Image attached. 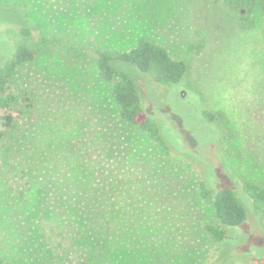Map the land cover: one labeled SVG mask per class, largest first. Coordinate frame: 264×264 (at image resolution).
<instances>
[{"label": "rangeland", "instance_id": "obj_1", "mask_svg": "<svg viewBox=\"0 0 264 264\" xmlns=\"http://www.w3.org/2000/svg\"><path fill=\"white\" fill-rule=\"evenodd\" d=\"M240 19L221 0H0V67L33 41L22 28L56 39L51 57L22 71L35 109L21 122L13 168H0V256L10 264L264 262V221L240 186L241 176L264 185V99L252 89L264 52L255 34L238 30ZM140 39L188 65L170 87L119 65L172 158L120 122L88 60L63 53L68 45L87 57L128 51ZM202 179L214 193L233 188L249 214L221 244L204 231L214 214L198 195ZM72 229L75 243L66 240ZM60 240L70 247L55 254Z\"/></svg>", "mask_w": 264, "mask_h": 264}, {"label": "trees", "instance_id": "obj_2", "mask_svg": "<svg viewBox=\"0 0 264 264\" xmlns=\"http://www.w3.org/2000/svg\"><path fill=\"white\" fill-rule=\"evenodd\" d=\"M221 3L231 11L241 12L238 30L255 34L257 45L264 52V0H221ZM20 33L33 41L18 45L12 56L0 67V111L7 113L0 118L1 169L13 168L16 144L22 131L21 122L30 117L35 109V96L25 86L26 81L24 82V77L28 78V75L22 71L26 65L37 59L51 57L56 40L44 35L35 36L29 28H22ZM63 53L81 63L88 60L99 78L108 83L109 96L116 107L120 122L151 141L160 156L173 157L172 149L163 139L158 124L150 118L151 115L144 108L135 80L119 65L130 64L156 84L170 87L185 78L188 72L186 62L176 60L166 48L145 39H140L128 51L97 49L93 55L88 56L89 58L80 48L70 45ZM260 73L262 77L254 79L252 89L256 97L264 99V71ZM203 114L206 120L214 124L219 121L217 116L210 112ZM197 186L199 197L211 206L214 214V219L205 225V234L212 243L221 244L227 237L229 228L240 227L248 221V211L231 187L221 188L214 193L205 179L198 181ZM240 186L264 221V185L241 176ZM78 234L72 229L66 240L75 243ZM69 247V243L60 240L57 245L59 250L54 253H60L62 250L67 252ZM0 264L10 263L0 256Z\"/></svg>", "mask_w": 264, "mask_h": 264}]
</instances>
